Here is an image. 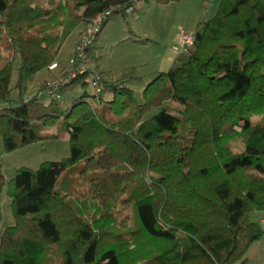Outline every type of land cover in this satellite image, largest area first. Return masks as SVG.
Instances as JSON below:
<instances>
[{"label":"trees","instance_id":"trees-1","mask_svg":"<svg viewBox=\"0 0 264 264\" xmlns=\"http://www.w3.org/2000/svg\"><path fill=\"white\" fill-rule=\"evenodd\" d=\"M129 6L133 16L118 14L136 17L133 0H0V140L6 152L67 136L71 145L69 158L11 180L15 224L0 264H246L263 238L264 0H222L142 105L127 75L108 82L110 101L88 92V75L61 85V95L83 90L71 106L42 101L73 71L58 62L68 38ZM54 64L61 77L27 95Z\"/></svg>","mask_w":264,"mask_h":264},{"label":"rangeland","instance_id":"rangeland-1","mask_svg":"<svg viewBox=\"0 0 264 264\" xmlns=\"http://www.w3.org/2000/svg\"><path fill=\"white\" fill-rule=\"evenodd\" d=\"M141 1L143 2L139 5L140 11L136 17L124 18L119 14L113 15L102 36L90 49L91 68L103 72L111 81H116L123 75L129 76L127 86L134 92L139 105L145 103L144 90L158 76L157 72L167 73L172 68L176 49H183V35L194 34L200 23L213 19L222 2V0H182L158 5L154 0ZM82 28L80 27L68 38L60 52L58 62L63 69H71L69 61L75 56V53L72 56L78 45L75 40L78 31ZM191 48L183 54L188 53ZM60 69L51 74L48 72L39 74L29 85L27 95L33 96L45 82L60 78ZM88 92L94 93L91 86ZM17 94H13L14 99L18 98ZM82 95L83 90L77 89L74 92L64 93L59 101L66 106H71L72 100ZM112 98V93L104 94L106 101ZM42 101L45 104L51 102L47 91L44 92ZM92 101L95 109L101 108L99 101L94 99ZM170 107L178 115L181 107L175 103H171ZM162 110L161 108L153 109L146 115V119L159 114ZM258 120L254 119L255 122ZM233 151L237 154L243 152L242 143H237ZM70 155L71 145L68 136L58 140L39 141L14 152H6L0 140V165L5 183L0 192V243L4 231L15 224L8 190L18 170L22 168L37 170L43 163L60 162L69 158ZM259 217L264 218L263 215H254L255 220ZM262 225L264 226V220ZM246 261V264H264V236L250 248Z\"/></svg>","mask_w":264,"mask_h":264},{"label":"built area","instance_id":"built-area-1","mask_svg":"<svg viewBox=\"0 0 264 264\" xmlns=\"http://www.w3.org/2000/svg\"><path fill=\"white\" fill-rule=\"evenodd\" d=\"M141 0H133L134 5L140 3ZM125 12L127 16L134 15V7L129 6L126 8L113 7L110 10L99 14L90 24L87 25L83 32L80 42L78 43L75 51V56L69 61L73 71L69 74L68 80L57 83L48 84V94L56 100H61L60 87L63 84L68 83L70 80L76 79L80 75H88L89 84L94 91L97 100L104 95L107 91V84L110 81L103 73L91 68L92 57L90 55V49L94 46L97 37L102 32L104 25L107 24L110 18L118 13ZM195 43L194 34L183 35V49L181 53L187 51ZM180 53V54H181ZM58 65L54 64L49 69L50 71L58 70ZM115 82V81H112Z\"/></svg>","mask_w":264,"mask_h":264},{"label":"crops","instance_id":"crops-1","mask_svg":"<svg viewBox=\"0 0 264 264\" xmlns=\"http://www.w3.org/2000/svg\"><path fill=\"white\" fill-rule=\"evenodd\" d=\"M141 2H143V1H141ZM140 2V3H141ZM140 3H138L137 4V7H136V10H137V14H138V12L140 11V8H139V5H140ZM110 21V20H109ZM109 21H108V23H109ZM107 23V24H108ZM107 24H106V26H107ZM105 26V27H106ZM105 29V28H104ZM85 31V27H83L82 28V30H80V31H78V34H77V37H76V40H75V43H76V45L78 44V42H79V39H80V37L82 36V34H83V32ZM104 31V30H103ZM103 31H102V33H103ZM102 33H101V35L99 36V38L102 36ZM99 38L96 40V42L99 40ZM95 42V43H96ZM95 45V44H94ZM181 51H182V49L180 48V50L179 49H176V51L175 52H177L176 53V57H175V59H174V62H175V60L177 59V57L180 55V53H181ZM75 53V51L72 53V56H73V54ZM71 56V57H72ZM97 68V67H96ZM98 70V69H97ZM99 71V70H98ZM103 73V72H102ZM158 74L159 73H162V72H157ZM112 77H115V76H112Z\"/></svg>","mask_w":264,"mask_h":264}]
</instances>
